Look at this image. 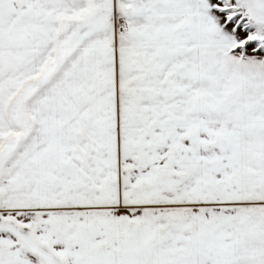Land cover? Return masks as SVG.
<instances>
[{
	"label": "snow or ice",
	"instance_id": "snow-or-ice-1",
	"mask_svg": "<svg viewBox=\"0 0 264 264\" xmlns=\"http://www.w3.org/2000/svg\"><path fill=\"white\" fill-rule=\"evenodd\" d=\"M0 264H264V0H0Z\"/></svg>",
	"mask_w": 264,
	"mask_h": 264
}]
</instances>
